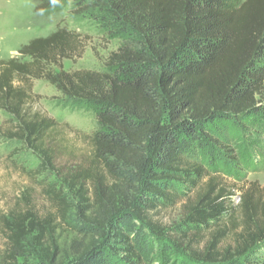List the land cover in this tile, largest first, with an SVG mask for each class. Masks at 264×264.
<instances>
[{
	"label": "trees",
	"instance_id": "1",
	"mask_svg": "<svg viewBox=\"0 0 264 264\" xmlns=\"http://www.w3.org/2000/svg\"><path fill=\"white\" fill-rule=\"evenodd\" d=\"M33 2L44 15L69 3L77 15L103 12L126 35L103 71L63 68L84 51L81 35L65 28L0 61V110L10 115L0 131L33 149L42 171L54 169L59 150L52 143L62 124L35 108L34 80L93 107L98 123L88 164L59 172L74 197L48 183L53 213L40 219L15 211L5 219L0 264H153L151 235L164 230L148 212L178 204L181 236L212 232L190 254L193 264H262L264 186L246 189L233 207L223 177H239L234 163L258 170L229 144L239 125L264 118V0ZM227 236L233 243L220 248Z\"/></svg>",
	"mask_w": 264,
	"mask_h": 264
},
{
	"label": "rangeland",
	"instance_id": "2",
	"mask_svg": "<svg viewBox=\"0 0 264 264\" xmlns=\"http://www.w3.org/2000/svg\"><path fill=\"white\" fill-rule=\"evenodd\" d=\"M35 6L33 0H0V61L18 57V48L30 39L65 28L81 35L84 51L81 57L64 59L63 68L67 71H103L110 53L124 42L126 32L120 23L103 12L77 15L72 12V3H69L59 13L44 15L37 12ZM53 69L58 70L56 67ZM33 91L40 96L35 108L39 107L62 124L60 138L52 143L58 147L59 154L54 169L42 171L39 169L41 158L33 149L20 141L6 138L0 131V254L6 248L4 220L13 212L36 214L40 219L53 213L54 208L45 194L48 183L63 188L68 198L74 197V193L64 187L59 172L65 173L88 164L91 153L89 137L98 126L93 107L66 99L46 79L34 80ZM9 118L10 115L0 110V125L8 127ZM235 136L229 146L234 148L236 155L245 157L247 162L254 160L258 170L255 171L252 165L234 163L232 166L237 168L239 177H223L227 190L233 194V207L240 204L246 189L256 187L260 190L264 186V118H260L255 126L239 125ZM256 194L259 195V191ZM128 197L131 198V192ZM235 212L240 218V210L236 209ZM183 214V204L148 212L151 220L164 230L163 234L152 232L151 235L154 253L157 254L153 264H193L190 254L201 251L212 239V232L195 240L193 235L181 236L176 227L181 223ZM55 237L57 241L60 240L57 233ZM233 238L225 237L220 248L232 244ZM29 252H34L31 247ZM257 255L264 259V249H259ZM37 256L34 252L33 258ZM21 263L20 259L17 264ZM260 263L264 264V261Z\"/></svg>",
	"mask_w": 264,
	"mask_h": 264
}]
</instances>
